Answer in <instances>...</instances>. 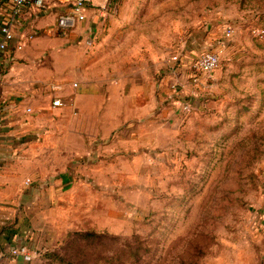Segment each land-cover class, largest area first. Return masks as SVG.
I'll use <instances>...</instances> for the list:
<instances>
[{"label":"rangeland","instance_id":"rangeland-1","mask_svg":"<svg viewBox=\"0 0 264 264\" xmlns=\"http://www.w3.org/2000/svg\"><path fill=\"white\" fill-rule=\"evenodd\" d=\"M120 9L116 42L128 30L132 48L172 54L176 41L211 35L204 52L219 53L220 65L193 92L155 105L156 118L142 122L160 127L159 139L145 132L138 154L115 151L107 191L76 192L65 231L38 240L39 264H264V0H126Z\"/></svg>","mask_w":264,"mask_h":264},{"label":"crops","instance_id":"crops-1","mask_svg":"<svg viewBox=\"0 0 264 264\" xmlns=\"http://www.w3.org/2000/svg\"><path fill=\"white\" fill-rule=\"evenodd\" d=\"M125 2L95 0L87 21L68 37L57 29L68 4L46 0L43 12L27 8L16 39L0 57V243L7 255L0 264H39L38 240L65 231L63 216L74 215L76 192L90 193L97 183L107 191L118 165L115 151L138 154L145 132L159 139L160 127L145 128L142 121L156 118L152 111L170 96V87L178 86L182 96L200 87L193 82V66L212 36L180 46L176 41L180 52L172 54L163 46L157 53L132 48L128 30L116 42ZM10 10L11 0H0V28ZM30 34L35 37L28 45L16 49ZM59 96L65 106L53 108ZM143 104L152 108L147 114ZM21 246L33 252L31 262L10 255Z\"/></svg>","mask_w":264,"mask_h":264},{"label":"built area","instance_id":"built-area-1","mask_svg":"<svg viewBox=\"0 0 264 264\" xmlns=\"http://www.w3.org/2000/svg\"><path fill=\"white\" fill-rule=\"evenodd\" d=\"M58 2L68 4L69 9L63 12L57 20V29L61 36L66 37L79 27H81L88 19V9L95 2V0H57ZM27 8H32L37 12H43L47 9L46 0H11L10 18L8 22L0 28L2 39L0 41V57L3 53L8 51L10 43L16 39V32L20 24V19L25 13ZM232 28L228 27L225 30V36L232 35ZM35 37V34L24 36L16 43V49H23ZM174 61L178 60L177 56L173 57ZM220 65V55L217 52L206 51L196 60L193 69L196 73L192 79L195 84H200L198 75L210 77ZM77 86L76 84L74 85ZM170 92L175 94L179 93L178 86L172 85ZM54 108H61L64 106L62 99L56 98L53 100ZM184 113H190L192 105L185 102L180 104ZM10 255L13 258L23 257L25 261L31 262L34 254L27 246L12 248ZM7 257L5 252L1 250L0 246V263Z\"/></svg>","mask_w":264,"mask_h":264},{"label":"trees","instance_id":"trees-1","mask_svg":"<svg viewBox=\"0 0 264 264\" xmlns=\"http://www.w3.org/2000/svg\"><path fill=\"white\" fill-rule=\"evenodd\" d=\"M81 234H82V233H76L75 235H76V237H77V236L79 237V236H82ZM0 246H1V250H3V247H2V245H1V243H0ZM3 251H4V250H3Z\"/></svg>","mask_w":264,"mask_h":264}]
</instances>
